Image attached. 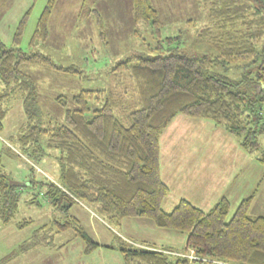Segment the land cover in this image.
I'll return each instance as SVG.
<instances>
[{"label": "trees", "instance_id": "1", "mask_svg": "<svg viewBox=\"0 0 264 264\" xmlns=\"http://www.w3.org/2000/svg\"><path fill=\"white\" fill-rule=\"evenodd\" d=\"M56 1L46 5L32 45L48 40ZM198 1L208 19L199 40L211 46L214 58L177 50L121 61L113 69L111 90H84L74 95L75 109L66 111L63 123L41 121L36 85L21 67L77 72L75 67L65 68L48 54L25 53L0 42L1 109L4 102L20 98L29 121L26 132L14 138L20 143V153L40 158L46 149L58 151L60 182L48 184L47 200L54 204L84 200L110 224L119 225L126 218L148 219L157 228L186 234L185 250L173 252L174 257L169 253L173 249L121 241L124 264H264V216L249 214L255 194L240 202L229 221L227 198L209 211L186 199L170 212L162 206L169 188L161 177L160 138L178 115L225 127L240 137L241 145L250 152L259 149L258 137L264 133V0ZM132 2L135 22L151 24L160 36L159 13L151 1ZM29 12L17 27L16 46ZM91 12L104 38L103 18L96 10ZM216 63L242 69L243 81L239 83L250 81L247 88L238 90L236 83L216 76L212 72ZM248 66L256 69L254 79H249ZM101 101L102 108L87 117L90 103ZM4 116L1 111L0 131ZM21 187L0 168L1 226L14 218ZM56 225L60 232L75 230L76 236L88 243L87 252L99 246L78 227L74 217ZM191 253L196 259L185 257Z\"/></svg>", "mask_w": 264, "mask_h": 264}, {"label": "rangeland", "instance_id": "2", "mask_svg": "<svg viewBox=\"0 0 264 264\" xmlns=\"http://www.w3.org/2000/svg\"><path fill=\"white\" fill-rule=\"evenodd\" d=\"M49 1L0 0V42L6 48H17L25 53L42 52L50 55L59 66H73L77 71L21 67L36 85L40 119L44 122L63 123L66 111L75 109L72 97L84 90L110 91L113 69L121 61L137 55L160 56L177 50L206 54L211 58L216 55L208 43L199 40L198 34L208 19L198 0H150L159 13L160 36L155 34L151 24L135 22L132 0H57L48 24V40L32 45L38 20ZM29 10L22 39L16 46L17 27ZM92 10L103 18L104 38H101ZM246 69L251 72L249 79H254L255 67ZM212 72L236 83L238 90L246 89L250 82L239 83L243 81L244 71L226 68L221 63H216ZM3 91L0 81V95ZM102 106V101L91 102L87 117ZM1 111L5 116L0 131V168L22 186V192L14 218L8 225H0V264H124L119 250L121 241L173 249L175 251H169L173 257V252L185 250V233L157 228L148 219L126 218L121 225L110 224L84 200H63L59 204L47 200L48 184L59 185L60 182L58 151L46 149V155L40 158L21 154L20 143L14 138L28 128L23 102L13 98L3 103L2 109L0 103V119ZM193 133H202V140L209 144L206 160L214 171L209 179V172L201 167L194 181L200 183L202 174L209 190L197 193L186 187L194 204L209 210L208 206H214L226 196L231 204L229 221L240 202L255 194L249 214L264 216V133L258 137L259 149L250 152L241 145V138L225 127L211 120L178 115L160 138L163 167L173 166L176 151L187 152L189 162H199ZM165 158H171L167 166H164ZM174 181L168 183L171 196L167 200L179 195L176 177ZM167 200L162 206L170 211L173 202ZM70 216L78 219L77 226L98 242V247L87 252L88 243L76 236L75 230L59 231L56 222L63 223Z\"/></svg>", "mask_w": 264, "mask_h": 264}, {"label": "crops", "instance_id": "3", "mask_svg": "<svg viewBox=\"0 0 264 264\" xmlns=\"http://www.w3.org/2000/svg\"><path fill=\"white\" fill-rule=\"evenodd\" d=\"M175 119L173 120V122L175 121ZM169 126L167 127V129L169 128ZM186 136H184V137H186ZM202 137H203L202 133L201 134H199V133H193V137H192V141L195 139L193 141V143L195 145L194 148L197 151V154L199 156V158H198L199 162H197V160H195V162H189L190 159L188 157V153L187 152L176 151L174 153L175 156H173V159H174L173 166L172 165L167 166L168 165V160H170L171 158H165V160H164V166H167V168H166V167H163L162 166V163H161V154H160L161 177H162L163 181L165 182V184L169 188V193H168L167 197L164 200V203L165 204H166L165 201L169 198V196H171V189H170V186L168 184L169 181L170 182L171 181L172 182H175L174 181V177H176V179L178 181V186L177 187H178V194L179 195L177 197H174L172 199L167 200V201L173 202L170 205L172 207V209L177 204V202H179L181 199H186V200H188V201H190L191 203L194 204V202L189 198V195L187 194L186 187L189 186V189L191 188L192 191H195L197 193L204 192V191H207V190L210 189L208 183L207 182L204 183L202 174H200V176H201L200 183L194 182L197 179V177H198V171H199V169H201V167H203L206 171L209 172V174H208L209 179L211 178V174L214 176V171H212L210 169V166L211 165L206 160V158H207V152H210V151H208L209 144L207 142H205L204 140H202ZM190 177H191V180L192 181L188 182V178H190ZM180 178H182V179H180ZM194 187H195V189H193ZM222 198H227L228 199V197L222 196L219 200H221ZM219 200L217 202H219ZM217 202L214 204V206L217 204ZM214 206H212V207L211 206H208L209 207L208 209L211 210ZM163 209L165 211H167V212H170L171 211V210L170 211L167 210L164 207H163ZM209 210H204V211H209ZM251 216H263V215L256 214V215H251ZM121 224H122V221H121V223L119 225H121ZM133 242H135V241H133ZM137 244H140V243H137ZM154 247H156V246H154Z\"/></svg>", "mask_w": 264, "mask_h": 264}, {"label": "built area", "instance_id": "4", "mask_svg": "<svg viewBox=\"0 0 264 264\" xmlns=\"http://www.w3.org/2000/svg\"><path fill=\"white\" fill-rule=\"evenodd\" d=\"M185 257L193 260V259H196V257L193 256V253L189 254V255H185Z\"/></svg>", "mask_w": 264, "mask_h": 264}]
</instances>
